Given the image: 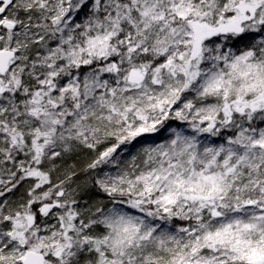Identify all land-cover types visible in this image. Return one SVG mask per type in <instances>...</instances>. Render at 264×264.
<instances>
[{"label": "snow or ice", "instance_id": "obj_1", "mask_svg": "<svg viewBox=\"0 0 264 264\" xmlns=\"http://www.w3.org/2000/svg\"><path fill=\"white\" fill-rule=\"evenodd\" d=\"M0 264H264V0H0Z\"/></svg>", "mask_w": 264, "mask_h": 264}]
</instances>
